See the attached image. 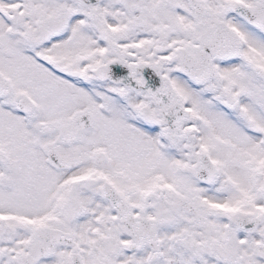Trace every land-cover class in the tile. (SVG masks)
<instances>
[{
	"label": "snow or ice",
	"instance_id": "6c2138e0",
	"mask_svg": "<svg viewBox=\"0 0 264 264\" xmlns=\"http://www.w3.org/2000/svg\"><path fill=\"white\" fill-rule=\"evenodd\" d=\"M0 264H264V0H0Z\"/></svg>",
	"mask_w": 264,
	"mask_h": 264
}]
</instances>
